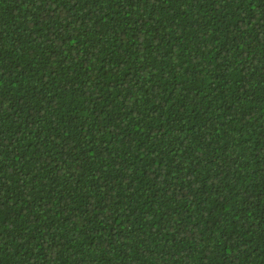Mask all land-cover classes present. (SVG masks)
Instances as JSON below:
<instances>
[{"label":"trees","instance_id":"16d2710c","mask_svg":"<svg viewBox=\"0 0 264 264\" xmlns=\"http://www.w3.org/2000/svg\"><path fill=\"white\" fill-rule=\"evenodd\" d=\"M0 264H264V0H0Z\"/></svg>","mask_w":264,"mask_h":264}]
</instances>
